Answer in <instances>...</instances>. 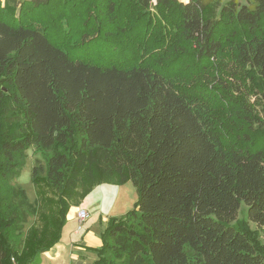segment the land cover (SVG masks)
<instances>
[{"label":"trees","instance_id":"1","mask_svg":"<svg viewBox=\"0 0 264 264\" xmlns=\"http://www.w3.org/2000/svg\"><path fill=\"white\" fill-rule=\"evenodd\" d=\"M50 1L0 0V264H38L77 189L110 178L137 200L106 219L93 264H264V0H156L155 13L150 0H64L81 4L76 41L104 50L101 64L24 18ZM31 147L58 222L16 243L38 200L1 183ZM241 201L254 229L231 223Z\"/></svg>","mask_w":264,"mask_h":264},{"label":"rangeland","instance_id":"2","mask_svg":"<svg viewBox=\"0 0 264 264\" xmlns=\"http://www.w3.org/2000/svg\"><path fill=\"white\" fill-rule=\"evenodd\" d=\"M226 1L228 0H222V3H225ZM237 1L240 3H247L249 0ZM155 4L156 0H150L149 9L153 13H155ZM25 7H27V5ZM81 10L82 6L78 1L74 2L73 7L71 2H64V0H51L47 5L33 8L30 12L25 13L24 18H32V20L37 22L39 25L46 23V32L48 34L49 41L52 44H56L58 47H61L63 50H66L71 58L88 60L99 64L104 63L102 61L104 60L103 55L105 51L98 45L93 46L91 44H78L79 40L76 41V39L80 38L77 24L79 16H76V14H79ZM68 19L72 21L71 33L76 34V37L73 35L72 38H69L67 33L63 31L64 21ZM73 38L76 41L75 44L73 43ZM70 45H73L74 47ZM38 163L44 164V157L41 151L34 150L32 147L25 149L19 165L16 167V173L10 177L8 181L1 183V188L5 193L8 192L10 187L19 186L23 188L29 202L34 201L37 196L38 203L36 213L35 215L26 214L20 234H17V236L14 237V241H16V243H19V240H23L22 237L24 238L26 234L28 235L30 227L39 228L43 223H51L52 225L58 222V206L55 202L56 194L45 185L37 187L33 182L31 174L32 168ZM77 191V195L69 204V213L67 212L66 222L64 223L61 231L62 238L66 237L73 228L78 229V227H85V224L90 221L89 218H92L93 221L88 225V228L99 235L100 238L101 231L106 225V219L108 217L123 216L134 207L137 200L136 188L131 180L119 183L116 178H110L106 181L92 184L91 189L83 195H79V189H77ZM80 209H83L88 213V217L86 219V221H88H85L82 224H80L76 215L68 218L69 214L72 215ZM94 214H96L95 217ZM237 221H247L251 229H254L255 227L253 222L248 221L247 206L244 201H241L237 211V217L234 221H231V223L235 225ZM85 229L86 228H82V230H80L85 231ZM18 232L19 230L16 231V233ZM261 234L264 237V233ZM97 249L98 248L92 250L80 247L78 248L77 253L86 256L85 259L84 257H81L83 261H89L91 258H97Z\"/></svg>","mask_w":264,"mask_h":264},{"label":"crops","instance_id":"3","mask_svg":"<svg viewBox=\"0 0 264 264\" xmlns=\"http://www.w3.org/2000/svg\"><path fill=\"white\" fill-rule=\"evenodd\" d=\"M76 212H72V215L69 214L68 218L74 217ZM95 216L96 214H94ZM89 220L85 227H82L86 228L85 231H81V227H78V229L73 228L66 237H61L48 251L42 252L38 258V264H93L95 257L89 261H83L81 257L85 259L86 256L77 253L80 247L93 250L101 245L99 235L88 228V225L93 221L92 218H89Z\"/></svg>","mask_w":264,"mask_h":264},{"label":"built area","instance_id":"4","mask_svg":"<svg viewBox=\"0 0 264 264\" xmlns=\"http://www.w3.org/2000/svg\"><path fill=\"white\" fill-rule=\"evenodd\" d=\"M76 216H77V219L80 222V224H82L83 222L86 221V219L88 217V213L85 210L80 209L76 212Z\"/></svg>","mask_w":264,"mask_h":264}]
</instances>
